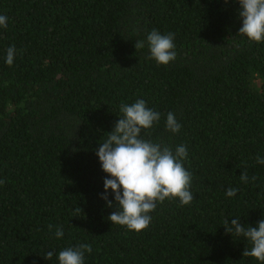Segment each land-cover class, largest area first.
<instances>
[{"label": "trees", "instance_id": "trees-1", "mask_svg": "<svg viewBox=\"0 0 264 264\" xmlns=\"http://www.w3.org/2000/svg\"><path fill=\"white\" fill-rule=\"evenodd\" d=\"M238 9L236 0H0V264H58L56 253L80 244L92 247L84 264H257L243 256L251 244L223 227L264 218V42L237 35ZM153 29L175 36L167 66L135 48ZM137 99L161 113L145 139L187 146L194 195L159 203L141 232L108 220L115 209L100 198L95 155L118 106Z\"/></svg>", "mask_w": 264, "mask_h": 264}, {"label": "clouds", "instance_id": "clouds-1", "mask_svg": "<svg viewBox=\"0 0 264 264\" xmlns=\"http://www.w3.org/2000/svg\"><path fill=\"white\" fill-rule=\"evenodd\" d=\"M230 0H224L229 3ZM239 4L238 16L242 21L238 34L249 43L264 42V0H236ZM8 26V17L0 14V29ZM173 33L162 34L151 30L144 39L136 40L135 48H148L147 59L156 64L167 66L175 61L177 53ZM16 49L10 46L4 58L8 66L14 63ZM120 115L113 130L99 147L95 155L106 174L103 181V192L100 198L107 208L115 210L108 216L111 224L125 227L128 231L141 232L151 223V213L159 203L166 199H178L181 205H189L194 200L191 189V173L184 167L189 150L186 145L173 147L160 142L145 139L143 133L151 129L161 119V113L147 106L143 99L133 103H122L118 106ZM181 124L175 113L168 112L165 129L176 134ZM257 163L264 165V157L257 156ZM247 183L246 174L240 176ZM0 183H3L0 180ZM238 194L237 188L229 187L225 195L233 198ZM112 197L109 199V197ZM227 234L242 237L251 244L245 248L244 257L254 258L257 264H264V218L256 226L245 227L240 218L224 221ZM63 229L55 232L61 239ZM54 251L45 253L44 258L50 260ZM89 244L68 247L56 253L58 264H84L85 254H90Z\"/></svg>", "mask_w": 264, "mask_h": 264}]
</instances>
